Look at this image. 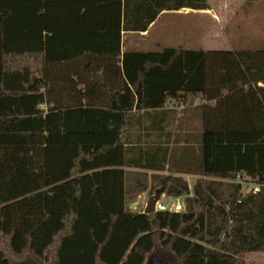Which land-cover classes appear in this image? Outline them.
Instances as JSON below:
<instances>
[{"label":"trees","instance_id":"obj_1","mask_svg":"<svg viewBox=\"0 0 264 264\" xmlns=\"http://www.w3.org/2000/svg\"><path fill=\"white\" fill-rule=\"evenodd\" d=\"M129 3L0 0V264H246L264 254V50L121 52ZM81 10L87 28L73 22ZM197 101L200 140L177 149L178 125L169 170L202 179L191 190L178 177L160 184L185 210L131 212L132 111L175 104L185 115Z\"/></svg>","mask_w":264,"mask_h":264},{"label":"crops","instance_id":"obj_2","mask_svg":"<svg viewBox=\"0 0 264 264\" xmlns=\"http://www.w3.org/2000/svg\"><path fill=\"white\" fill-rule=\"evenodd\" d=\"M201 2L130 0L129 8L124 9V12L121 8L120 11L121 52L161 51L164 48L230 52L264 50V25L261 28L259 26L262 36L257 40H234L223 34L228 25L243 13L248 0H205V8L200 7ZM176 4L179 7H174ZM83 12H78L73 22L87 28L88 20L82 18ZM154 14L147 28L144 31L139 29ZM107 15L113 18L115 24V10ZM261 18L259 16V20ZM125 21H128L129 31L122 29ZM238 21L241 19L238 18L236 23ZM258 86L262 87V84L258 83ZM198 105L199 101L185 115L181 113L182 107L175 104H167L159 109L132 111L125 144L126 167L123 168L125 188L131 193L126 202H147L151 191L163 190L161 181L169 176L183 179L189 190L197 180L202 179L194 171L176 173L169 170L170 151L174 148L173 133L178 125L177 149L183 146L190 148L191 144H197L200 140L201 115ZM209 105L213 107L215 104L211 102ZM126 206L134 212L128 204ZM253 258L264 260V254H248L246 264H251Z\"/></svg>","mask_w":264,"mask_h":264},{"label":"rangeland","instance_id":"obj_3","mask_svg":"<svg viewBox=\"0 0 264 264\" xmlns=\"http://www.w3.org/2000/svg\"><path fill=\"white\" fill-rule=\"evenodd\" d=\"M259 16L262 18L259 20ZM241 19L236 23L237 19ZM234 22H232L226 30L223 32L227 37H232L234 40H257L262 36L260 33L261 26L264 25V2L261 3H248L243 8V13H241ZM249 19V21H248ZM248 21V22H247ZM260 26V28H259ZM242 185V191L246 193L251 186L244 179L237 181ZM248 184V185H247ZM155 193V192H154ZM154 193L151 196L154 195ZM131 196V194H130ZM128 195V197H130ZM176 199L180 200V203L185 210V197L173 198L167 195L160 196L159 201L163 203L167 208H170L175 204ZM147 202H126V205L130 206L131 210L134 212H143ZM249 262V261H248ZM251 264H264V260L254 259L251 260Z\"/></svg>","mask_w":264,"mask_h":264},{"label":"built area","instance_id":"obj_4","mask_svg":"<svg viewBox=\"0 0 264 264\" xmlns=\"http://www.w3.org/2000/svg\"><path fill=\"white\" fill-rule=\"evenodd\" d=\"M249 186H251L249 188V190L246 192H253V193H256L258 192L260 186L257 185V184H251V183H248ZM247 184V185H248ZM155 211H170V212H173V213H180V212H183L184 209L180 203V200L179 199H176L175 201V204H173L170 208H167L163 203H161L160 201H158L156 204H155Z\"/></svg>","mask_w":264,"mask_h":264},{"label":"water","instance_id":"obj_5","mask_svg":"<svg viewBox=\"0 0 264 264\" xmlns=\"http://www.w3.org/2000/svg\"><path fill=\"white\" fill-rule=\"evenodd\" d=\"M162 194V190H156L154 195L149 198L144 208V214H152L155 211V204L159 201L160 196Z\"/></svg>","mask_w":264,"mask_h":264}]
</instances>
